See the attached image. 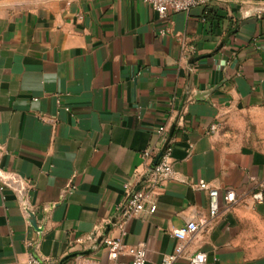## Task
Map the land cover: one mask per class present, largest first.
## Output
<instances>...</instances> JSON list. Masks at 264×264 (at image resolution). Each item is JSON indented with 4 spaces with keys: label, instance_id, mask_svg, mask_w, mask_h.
<instances>
[{
    "label": "crops",
    "instance_id": "1",
    "mask_svg": "<svg viewBox=\"0 0 264 264\" xmlns=\"http://www.w3.org/2000/svg\"><path fill=\"white\" fill-rule=\"evenodd\" d=\"M167 143L174 178L122 236L125 185ZM200 180L220 193L214 219ZM263 180L264 2L160 18L138 0H0V264H111L117 238L159 264L201 218L174 264H264V204L222 199Z\"/></svg>",
    "mask_w": 264,
    "mask_h": 264
},
{
    "label": "built area",
    "instance_id": "2",
    "mask_svg": "<svg viewBox=\"0 0 264 264\" xmlns=\"http://www.w3.org/2000/svg\"><path fill=\"white\" fill-rule=\"evenodd\" d=\"M145 5L152 8L154 12L158 14L160 18H166L169 13L188 12L195 7H205L213 2L220 0H138ZM216 127H212L211 131L215 132ZM159 132H162L160 129ZM153 151L144 154L145 158L150 157ZM174 170L172 167V147L170 143L165 144L161 151V155L157 164L150 170L148 176L140 181L139 188L132 189L129 185H125L126 194L124 201L117 207L119 212L118 228L121 231V235H125L126 224L139 217L145 210L149 213H154L156 210L155 205H147V199L150 193L158 187L165 180L174 178ZM200 190L208 191L209 196V218L214 219L219 213V196L220 193L215 188H210L204 181L200 180L197 184ZM74 190L73 188L71 191ZM246 196L251 197L255 204H264V180L258 182L254 190L249 193H237L234 190L228 189L222 193V199L227 206L237 204L240 200ZM208 224V219H193L186 223V225L180 229H176L172 232V236L180 241L175 248L174 252L170 255L164 256L159 264H174L179 257L182 256L184 251L183 242L193 237L200 230L205 229ZM106 248L108 249V258L116 264V260L121 255L130 256V264H146L148 260L147 245L139 244L137 246L128 247L124 245L120 238L106 241ZM189 264H205L206 256L204 253H195L188 259ZM24 264H40V262L30 257Z\"/></svg>",
    "mask_w": 264,
    "mask_h": 264
},
{
    "label": "water",
    "instance_id": "3",
    "mask_svg": "<svg viewBox=\"0 0 264 264\" xmlns=\"http://www.w3.org/2000/svg\"><path fill=\"white\" fill-rule=\"evenodd\" d=\"M245 1L264 2V0H245ZM33 226H34V224H33Z\"/></svg>",
    "mask_w": 264,
    "mask_h": 264
}]
</instances>
